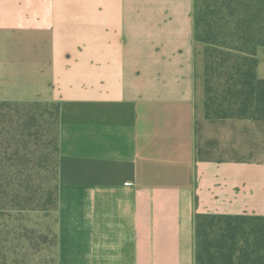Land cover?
<instances>
[{
  "label": "crops",
  "instance_id": "0c3cea01",
  "mask_svg": "<svg viewBox=\"0 0 264 264\" xmlns=\"http://www.w3.org/2000/svg\"><path fill=\"white\" fill-rule=\"evenodd\" d=\"M195 13L0 0V101L60 105L56 264H196L197 214L264 216V120L205 116Z\"/></svg>",
  "mask_w": 264,
  "mask_h": 264
},
{
  "label": "trees",
  "instance_id": "16d2710c",
  "mask_svg": "<svg viewBox=\"0 0 264 264\" xmlns=\"http://www.w3.org/2000/svg\"><path fill=\"white\" fill-rule=\"evenodd\" d=\"M195 4L196 38L204 44L205 116L264 120V78L258 74L257 56L264 46V0H195ZM43 104L54 109L57 128L47 147L37 132L41 114L33 110ZM59 113L58 102L0 101V264L28 261L32 256L28 249L40 250L26 234L22 246L16 244L21 235L6 237L8 227L2 220L18 221L20 213L40 206L57 208ZM28 166L34 171L54 168L56 184L44 191L42 204L35 200L38 191L26 183ZM195 232L196 264H264V216L199 213ZM54 240L56 245V233ZM45 242L46 236H41L40 243ZM18 246L25 252H17Z\"/></svg>",
  "mask_w": 264,
  "mask_h": 264
},
{
  "label": "rangeland",
  "instance_id": "374dc122",
  "mask_svg": "<svg viewBox=\"0 0 264 264\" xmlns=\"http://www.w3.org/2000/svg\"><path fill=\"white\" fill-rule=\"evenodd\" d=\"M37 108V109H36ZM36 109V110H35ZM33 110L36 113L41 114L38 117L37 124V132L40 138V142L43 147L49 146V139L51 136L55 135L57 132V128L53 124L52 121V111L54 109L52 106L47 104L41 106H35ZM50 111V112H49ZM49 137V138H48ZM52 144L50 142V147L47 150L46 154L49 151V157L51 156ZM51 162H49L50 164ZM25 180L28 186H31L33 189L38 191V195L35 200H40V204H42V200L47 196L44 192L48 189L49 185H55L56 179L54 177V172L52 167L46 169H42L39 171H34L30 166L25 168ZM42 197V199H41ZM49 204V203H48ZM49 207V205H47ZM42 209L36 210H28L20 213L21 219L18 221L10 222L2 220L4 228L8 227L6 237L21 235V239L18 240L19 246L23 245L24 238L22 234H26V236L30 237L31 244H33L34 249L40 248V250L34 252L32 249H28L32 256L28 259V261L19 262L18 264H56L55 257V225H56V210L55 209ZM45 208V207H44ZM13 227V230H11ZM19 227V229H17ZM24 228L26 230H24ZM9 231V233H8ZM13 233V234H12ZM46 236L47 243H40L41 236ZM37 243V245H36ZM17 247L16 251L24 253L26 248ZM22 256V255H21ZM30 260V262H29Z\"/></svg>",
  "mask_w": 264,
  "mask_h": 264
}]
</instances>
